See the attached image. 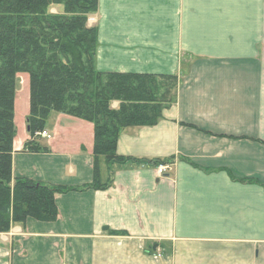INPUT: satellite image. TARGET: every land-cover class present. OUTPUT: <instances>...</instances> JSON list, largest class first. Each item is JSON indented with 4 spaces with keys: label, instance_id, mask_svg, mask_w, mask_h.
Returning <instances> with one entry per match:
<instances>
[{
    "label": "crops",
    "instance_id": "1",
    "mask_svg": "<svg viewBox=\"0 0 264 264\" xmlns=\"http://www.w3.org/2000/svg\"><path fill=\"white\" fill-rule=\"evenodd\" d=\"M95 16L97 69L177 75V100L121 133L118 154L142 162L100 158L108 189L57 195L55 221L0 233V264H264V0H99ZM24 81L13 177L92 183L90 121L52 112L48 151H25Z\"/></svg>",
    "mask_w": 264,
    "mask_h": 264
},
{
    "label": "trees",
    "instance_id": "2",
    "mask_svg": "<svg viewBox=\"0 0 264 264\" xmlns=\"http://www.w3.org/2000/svg\"><path fill=\"white\" fill-rule=\"evenodd\" d=\"M99 0H0V233L32 217L55 221L56 196L72 191L106 190L99 160L107 165L142 162L118 154L121 133L154 126L175 104L180 78L96 68L98 29L88 24ZM62 11L52 12L53 6ZM29 75L31 139L25 151L47 152L36 133L46 129L52 112L94 124V180L83 186L41 183L13 177L17 74ZM114 102H119L117 108ZM165 163V162H163ZM157 246V245H156ZM155 246L146 248L150 252Z\"/></svg>",
    "mask_w": 264,
    "mask_h": 264
},
{
    "label": "rangeland",
    "instance_id": "3",
    "mask_svg": "<svg viewBox=\"0 0 264 264\" xmlns=\"http://www.w3.org/2000/svg\"><path fill=\"white\" fill-rule=\"evenodd\" d=\"M52 12L53 13H58V12H61L62 11V6H57V5H55V6H53L52 8ZM96 14V13H95ZM95 14H90L89 15V19H88V24L90 25V24H92L91 26H94L93 24H95L96 23V16H95ZM98 50V49H97ZM97 68V67H96ZM98 70V69H97ZM19 74V75H18ZM17 74V87H18V93H19V95H20V97L22 98L23 97V95H25V93H26V89H27V85H26V82L24 81V77H25V74H27V73H18ZM29 76V75H28ZM24 101V100H23ZM23 101L21 102L20 100H19V113L17 112V121H18V123H19V120H23V115H24V113H23V108H24V106L22 105L23 104ZM21 103V104H20ZM19 114H20V118L21 119H19ZM19 126H20V124H19ZM20 128V127H19ZM50 134V133H49ZM108 250H109V248H107ZM102 252H106V248L105 249H103L102 250ZM103 261H101L100 260V263H97L96 262V264H103L102 263ZM89 264H92V262L90 263L89 262Z\"/></svg>",
    "mask_w": 264,
    "mask_h": 264
},
{
    "label": "built area",
    "instance_id": "4",
    "mask_svg": "<svg viewBox=\"0 0 264 264\" xmlns=\"http://www.w3.org/2000/svg\"><path fill=\"white\" fill-rule=\"evenodd\" d=\"M50 134L48 131L43 130L41 132L36 133V137H41V138H50ZM172 169V165L169 163H162L157 166V171L160 176H163L167 172H169Z\"/></svg>",
    "mask_w": 264,
    "mask_h": 264
}]
</instances>
